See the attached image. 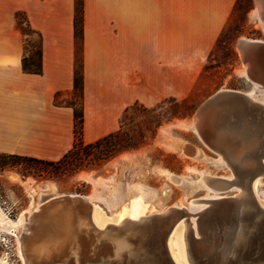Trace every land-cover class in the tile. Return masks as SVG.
Wrapping results in <instances>:
<instances>
[{
	"label": "crops",
	"instance_id": "1",
	"mask_svg": "<svg viewBox=\"0 0 264 264\" xmlns=\"http://www.w3.org/2000/svg\"><path fill=\"white\" fill-rule=\"evenodd\" d=\"M74 1L0 0V152L58 160L73 145V108L55 95L73 91ZM235 2L84 0V141L117 130L136 101L172 99L173 56L187 92ZM25 22L41 36L40 74L23 69Z\"/></svg>",
	"mask_w": 264,
	"mask_h": 264
},
{
	"label": "rangeland",
	"instance_id": "2",
	"mask_svg": "<svg viewBox=\"0 0 264 264\" xmlns=\"http://www.w3.org/2000/svg\"><path fill=\"white\" fill-rule=\"evenodd\" d=\"M241 39L264 42V23L256 0H236L215 46L202 59L200 66L195 64L193 85L187 92L182 80L186 74L182 56H173V98L152 111L141 106L130 110L124 130L131 140L145 142L141 148L124 152L99 169L61 179L34 176L23 165L0 170V210L18 224H0V264H24L19 253L20 220L25 221L31 212L52 197L63 194L92 197L114 215L121 209L128 210L132 200L140 196L146 205L145 216L180 208L189 211L194 222L193 217L207 210L209 203L205 207L203 202L193 204L192 200L212 201L239 194L238 186L215 190L202 181L204 174L227 179H234L235 175L223 157L221 159L219 153L199 137L194 116L201 103L218 90L251 93L255 100L264 104V59L252 66L254 77H251L248 72L250 64L239 50ZM28 40L31 45L39 43L37 34ZM78 56L80 58V43ZM74 98L80 110L79 92L76 96L61 93L60 101L70 102ZM171 174L178 175L179 181L173 182ZM257 187L255 197L264 208V182L258 183ZM222 213L223 210L214 218ZM180 215L181 222L178 221L177 225L185 219ZM171 223L165 229L169 230ZM147 229L151 235L163 230L155 225H149ZM169 247L178 262L181 258L173 241L169 242Z\"/></svg>",
	"mask_w": 264,
	"mask_h": 264
},
{
	"label": "water",
	"instance_id": "3",
	"mask_svg": "<svg viewBox=\"0 0 264 264\" xmlns=\"http://www.w3.org/2000/svg\"><path fill=\"white\" fill-rule=\"evenodd\" d=\"M239 48L250 64L249 75L254 77L252 66L264 59V42L242 40ZM194 124L203 142L221 154L234 171V179H216L220 190L238 186L249 194L248 199L240 201V193L210 201L209 208L196 218V230L191 213L175 208L141 220L128 219L137 227L138 237L134 245L118 253L109 234L122 227L108 224L100 229L94 222V210L101 204L80 194L52 197L33 211L28 229L21 234L25 264H50L37 249L38 242L50 231L64 232L76 218L86 222L79 236V251L57 264H178L171 255L169 238L182 218L180 214L185 216L188 264H264V208L251 191L258 177L264 181V104L241 91L218 90L198 107ZM221 210L223 213L214 218ZM173 219L176 221L169 230L165 229ZM149 225L163 230L151 235ZM95 232L107 234L106 240L96 243Z\"/></svg>",
	"mask_w": 264,
	"mask_h": 264
},
{
	"label": "trees",
	"instance_id": "4",
	"mask_svg": "<svg viewBox=\"0 0 264 264\" xmlns=\"http://www.w3.org/2000/svg\"><path fill=\"white\" fill-rule=\"evenodd\" d=\"M238 3V2H237ZM22 23V22H21ZM74 38H75V63L74 84L71 92L76 96L80 93L81 107L77 108L76 98L70 102H64L71 106L74 112V142L72 147L58 160H46L16 153L0 152V170L16 168L23 165L25 170L38 177L61 179L73 177L82 171L99 169L107 162L113 160L124 152L141 148L145 142L133 141L124 130L127 116L131 109L141 106L146 111H152L162 107L167 102L165 99L158 104L147 107L136 101L128 106L121 117L120 126L114 132L99 138L96 141L86 143L83 139L84 129V0L74 1ZM22 31L27 35L25 40L26 54L23 57V69L28 73L40 74L42 72V40L39 33L34 31L27 22L21 25ZM37 34L39 43L31 45L28 37ZM218 41V40H217ZM80 43V58L78 56ZM61 93L55 95V102L60 101Z\"/></svg>",
	"mask_w": 264,
	"mask_h": 264
},
{
	"label": "bare ground",
	"instance_id": "5",
	"mask_svg": "<svg viewBox=\"0 0 264 264\" xmlns=\"http://www.w3.org/2000/svg\"><path fill=\"white\" fill-rule=\"evenodd\" d=\"M256 1H257V9H258L259 14L261 16V19L264 23V0H256ZM256 86H258V85H256ZM261 87H263V85ZM247 94L251 98H253V99L255 98V96L252 95L251 93H247ZM219 155L221 156V159H222V155L221 154H219ZM223 160H224V158H223ZM170 178L173 182L179 181L178 175L171 174ZM217 178H223V177H221V176L215 177V176H210V175L208 176L207 174L206 175L204 174L202 176V181L204 182L205 185L213 187L216 190V189H220V187L217 185V180H216ZM228 179H233V178H228ZM260 182H264L261 176L255 180L254 187L251 190L253 193L255 192V194H256V191L258 188L257 185ZM240 193H242L241 189H240L239 194ZM248 198H249V194L242 193L239 200L243 202ZM89 199L95 201L92 197H89ZM95 202L99 203L98 201H95ZM201 202H203V204H205V207H206L207 203H210V201L208 199H199V200H192L191 201V203H193V204H197V203H201ZM37 208H39V207H37ZM145 208H146V205L144 204L143 199L140 196H138L132 200L128 210L127 209H121V210H119V212L117 214H114L115 216L110 213V210L108 209V207L106 208L104 206H97L94 210L93 218H94L95 224L101 228L108 226V224L119 225L120 227H122L121 231H119V232L113 231L109 234V236L111 237L112 241L115 244V251L119 253V252H124L127 248H129L130 246H132L136 243V239L138 237L137 227H134V225L132 223L128 222V219L141 220L142 218L146 217L145 213H144ZM178 209L180 210V208H178ZM31 213H33V212H31ZM23 216H25V214ZM27 217H28V214H27ZM196 218L194 216L193 217L194 222L192 221L195 230H196ZM28 219L29 218H27L25 221L20 220L19 225L21 227L22 233L24 231H26L29 227ZM180 222H179V225H177L176 229L174 230L173 235L170 237L169 242L173 241V245L178 250L177 255H179L181 258L180 260H178V263L179 264H186V263H184V262H187L186 256H185L186 255L185 254L186 253V244H184L185 238L183 239V237H185L186 228H185V226L182 225L183 223H180ZM85 223L86 222L84 220L76 218V219H73L69 222V225L67 226L66 230H64V232L59 233L55 230L50 231V233H48L47 236H45L43 239H41L38 242V245H37L38 248L37 249L46 255L50 264H57L62 258H64L67 255L77 254L79 251V246H81V244H80L81 239L79 238V236L84 231V229L86 227ZM0 224L1 225L8 224V225L13 226L15 224V222L12 221L11 219H9L8 216L6 217L5 214L0 210ZM15 225H18V224H15ZM106 235L105 234L102 235V234L95 232L94 233V240L96 241V243H99V244L103 243L104 240H106V238H107ZM115 238H118V240L115 241ZM18 240H19L18 241L19 242V253H20L21 259L23 260V263L25 264L23 251H22L21 243H20V238ZM177 255H176V257H177ZM174 258H175V255H174ZM177 259H178V257H177ZM175 260H176V258H175Z\"/></svg>",
	"mask_w": 264,
	"mask_h": 264
}]
</instances>
